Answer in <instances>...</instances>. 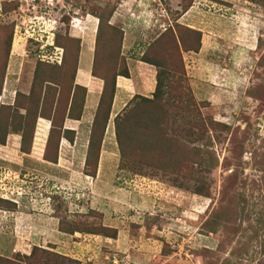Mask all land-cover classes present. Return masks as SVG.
I'll return each mask as SVG.
<instances>
[{
	"label": "rangeland",
	"instance_id": "obj_1",
	"mask_svg": "<svg viewBox=\"0 0 264 264\" xmlns=\"http://www.w3.org/2000/svg\"><path fill=\"white\" fill-rule=\"evenodd\" d=\"M98 19L95 51L102 52L96 56L95 73L109 79L122 71L123 63L128 69L124 56L152 57L162 85L156 98H134L117 114L120 127L133 122L136 139L123 143L122 160L113 146L116 168L92 197L66 185L63 191L57 184L37 187L39 192L31 196L34 180L28 176L30 182L12 190L6 183L11 174L0 162V197L13 195L20 212L32 203L40 212L43 205L57 220H50L49 229L22 221L19 247L11 258L0 256V264H264V0H0L2 86L7 77L13 89L15 81L29 88L37 55L45 53L51 60L55 55V64L62 61L68 78L74 76L80 47L74 36L83 31L84 41H91L92 50L84 49L91 53V68L92 29ZM104 25L111 45L101 40ZM138 70L130 66L129 83L139 81ZM145 70L150 74L152 68ZM58 80L51 85L53 112L61 110L55 100L65 98L68 86ZM15 93L25 94L5 93L1 104L12 102ZM0 119L12 129L8 112ZM46 120L44 144L50 126ZM8 133L14 132L5 137ZM19 142L5 159L23 165ZM33 149L31 139L28 154ZM73 197L88 198L104 219L102 213L100 218L86 214L89 208L76 212ZM9 216L0 211V228L7 232ZM59 219L63 231H99L98 225L109 222L120 233L115 229L111 241L79 230L63 232ZM73 233L75 238L68 236ZM5 241L0 234V245ZM33 246L40 251L25 258Z\"/></svg>",
	"mask_w": 264,
	"mask_h": 264
},
{
	"label": "crops",
	"instance_id": "obj_2",
	"mask_svg": "<svg viewBox=\"0 0 264 264\" xmlns=\"http://www.w3.org/2000/svg\"><path fill=\"white\" fill-rule=\"evenodd\" d=\"M85 15V14H84ZM88 15V14H86ZM85 20V16H82ZM81 18V21L83 20ZM88 18V17H87ZM115 18L113 15L110 18L112 20L111 22H115ZM91 21H89L88 24H90ZM110 25H115V23H109ZM121 23L119 22V25ZM95 25V24H94ZM122 34H126L123 28L119 27ZM72 29V28H71ZM76 30V29H74ZM92 31H95V27L93 26ZM84 31L77 35L74 36L75 38H78L80 40V47H79V53H78V58H77V66L75 69V75L73 78V83L77 84L79 86H83L85 88V96L83 100V105L81 108V113L78 119H71L66 117L63 120L62 123V129L65 130H71L73 134V139L71 142H69L67 139L61 137L57 146V158L56 162L51 163L43 160L42 158V148L44 145V142H37L39 144L38 146V151L35 153H27V154H21L23 157V165H20L19 161L11 162L6 160L5 158H10L15 149L18 147V142H19V135L18 133H8L7 136L4 139V143L0 144V162L5 165V168L7 171V186L10 187L12 190L14 188H20L22 189V183L26 184V182H30L27 180L25 177H31L34 181H31V183H27L31 185V190L29 193H31V196H35L36 192H39V188L42 186H54L57 184L60 186L63 191L67 190L66 186L68 188L73 187L75 191L83 193L84 195H87L88 197H92L96 195V192L100 190V187L105 184L104 179H108L113 171V169L116 168L115 165V160L111 154V149L115 148L117 152V148L115 145V141L112 138L113 131V118L116 114H118L128 103L129 100L134 95H139L142 97H149L153 91L154 88V79H155V69L153 66L141 62L138 59H131L130 56H124L126 59L125 64L127 63L128 69L127 70V76H121V75H116L114 78V87H113V95L109 107V112H108V118L107 122L103 131L101 143H100V150H99V156L98 160L96 163V170L95 174L93 176L86 175L83 171V159H84V153H85V148H86V142L88 138V132H89V126L93 117V113L96 107V104L98 102V98L100 95L101 87H102V82L100 79L94 77L90 73V60L89 57L91 56V53L88 54V51H85L84 49L86 47V50H92V47H89V44H91V41L87 43L88 41H84ZM82 37V38H81ZM81 38V39H80ZM17 51V49H13L12 52ZM122 56V55H121ZM124 59V60H125ZM130 63L131 65H137L139 68L138 70V75H139V81L135 82L134 84L129 83L130 81ZM150 67L152 70L150 71V74H147L149 72H144L146 71L145 69L150 70ZM14 82V81H13ZM9 79L7 77L4 78L3 81V86L0 92V104L3 103L2 97H4L3 94H12L14 91L20 90L24 93L27 92L28 90V85L26 83L25 86L18 85L17 81H15V88H14V83H9ZM139 87V91H135V87ZM10 89V90H9ZM137 89V88H136ZM8 90L10 93H8ZM11 103V101L9 102ZM110 122L112 123L110 125ZM49 122L41 117H37L35 120L34 124V130H33V135H32V145L36 139V134L39 131V137L37 139L41 140L42 137H45L46 131L48 128ZM45 139V138H44ZM114 142V143H113ZM105 149V150H103ZM20 165V166H19ZM110 167V171L108 168ZM1 168V167H0ZM9 175V176H8ZM38 176V177H37ZM10 177V178H9ZM30 179V178H28ZM21 182V183H20ZM34 184V187H33ZM66 185V186H65ZM113 186V185H112ZM29 186H27L28 188ZM39 187V188H37ZM58 189V188H57ZM59 191V189H58ZM114 192V191H113ZM112 192V193H113ZM61 193V192H60ZM22 194V193H21ZM9 195V193H8ZM24 195V194H23ZM10 197H5V198H11ZM1 198V197H0ZM33 198V197H32ZM74 198V197H73ZM75 199V198H74ZM73 199V206L76 212L78 210H81V208L86 209L89 208L90 210L96 211L97 209L94 206H91L90 200L86 198V200H79V203ZM78 200V199H77ZM75 203V204H74ZM90 204V205H89ZM122 205V204H121ZM129 206L130 201L126 203L123 206ZM117 207L120 205H116ZM33 203L30 204V209L25 210L24 212H20L17 209L14 208L12 210H5L10 216H9V228L10 231L7 232L6 230H3V228H0V234H3L5 236V241L4 245H0V256L6 257V258H11L10 256L16 252L17 248L19 247V243L16 239V236L18 234V229L22 225V221L25 220L26 223H29L31 225L37 226V228H44V229H49L48 227L51 226V222H57L56 218L50 216V214L44 209L43 205L40 206V212L39 209H37ZM126 208V207H125ZM88 209V210H89ZM33 210H37L38 214L33 213ZM4 212V210H0ZM99 213H102V211H99ZM103 219H104V214L102 213ZM3 220L0 221V223ZM7 221H5V225ZM124 221H120L119 223H123ZM118 222H116L117 224ZM54 224V223H53ZM107 227H111L117 230L116 235L118 236L120 233V230H118L117 226H114L113 224L106 223ZM4 226V225H3ZM104 226V225H103ZM7 227V226H6ZM8 228V229H9ZM14 231V232H12ZM123 231V230H122ZM58 232V231H57ZM41 235V232L39 233ZM46 234V233H45ZM68 235V234H67ZM89 236L88 234H86ZM64 236L66 234L64 233ZM71 236V238H75V233ZM91 236L98 237L96 234H91ZM16 240H12V238ZM104 239L114 241L113 238L109 237H104ZM50 242L49 240L46 242ZM51 243V242H50ZM10 244V248H6L7 245ZM53 245L55 243H52ZM60 248V247H59ZM56 249V248H55ZM56 253H59V251H54ZM28 254V253H27ZM61 255H66L61 253ZM69 256V255H68ZM70 257V256H69ZM78 260V259H77ZM135 264V263H131Z\"/></svg>",
	"mask_w": 264,
	"mask_h": 264
},
{
	"label": "trees",
	"instance_id": "obj_3",
	"mask_svg": "<svg viewBox=\"0 0 264 264\" xmlns=\"http://www.w3.org/2000/svg\"><path fill=\"white\" fill-rule=\"evenodd\" d=\"M109 16L105 18L108 19ZM99 22L100 20L98 19L96 27H95V31H94L96 34L94 38V47H93V52H92L93 60H92L91 68H90L91 75L97 78L99 75L95 73L94 63L97 57L100 58V52H102L101 49L99 50V52L95 51L96 41L100 37V35L99 37H96L97 33H99L100 31ZM108 26H111V25L109 24ZM108 26L104 25L103 27L104 31L101 32V35H103V37L101 36V40L102 42L105 41L104 42L105 44L111 45V40H109L108 36L106 35V29L108 28ZM120 37H121V33H120ZM8 50H9V46L7 47V50H5L6 52H4V56H3L1 63H4L6 61ZM78 53H79V45H77L76 47L74 64H73V69L71 71V75H74V72H75ZM138 60L153 66L154 69L159 68L157 63L154 60H152V57H144V58L140 57ZM64 69L65 67L62 61L59 64H55L54 62H50L48 60L38 59V61L34 65L31 81H30L27 92L25 94L15 93L16 95H14L11 103L0 104V114L3 115V111H6L8 112V114L11 115L12 120L9 126H12V129H14V130L12 129L7 130V124L5 122H2V120L0 119V144L4 143L5 134L9 130L19 133L21 136V142H19L20 143L19 150L22 153L27 154L29 151L36 118L42 117L45 119H49L50 126L48 130V135L45 140L44 149L42 152V158L43 160L47 162H51V163L56 162L57 146H58L59 138L63 137L67 139L69 142H71L73 139V134H74L71 130L62 129L63 120L66 117L71 118V119L79 118L80 113H81V108L83 105L84 96H85V88L83 86L74 84L73 83L74 76L68 78V75L66 73L64 74ZM121 70L122 71H117V72L115 71V73H113V75H111L109 79H107L106 77L99 76V79H102V87H101L100 95L98 98V102L96 104V107L93 113L91 123L89 126L88 138L86 142V148H85L84 159H83L82 171L86 175L93 176L95 174L100 143H101L103 131H104V128L107 122L109 107H110V103H111V99L113 95L114 78L116 75H121L124 77L127 76V70H126V66L124 65V63L122 65ZM53 74H58V76L49 79V77L52 76ZM56 78H59L58 80L59 85H63L66 83L68 84V86L67 88H65L66 92L64 91L66 94L65 98H61L60 100L58 99L55 100V106L56 105L62 106L61 110L54 109V112H53L52 110L53 108L50 105H52L54 102L53 94L55 92V88L51 87V85L56 86V84L54 83V79ZM2 79L3 78L1 77L0 92H1V87H2ZM42 83L43 84L45 83V84L41 88L40 84ZM161 85H162V81L160 80L159 72L155 70L154 88L150 95L152 98L153 97L156 98L158 90ZM59 91H60V87H59ZM137 97L142 98L143 100L147 101V97H142L139 95H134L131 98V100ZM12 109L16 111H13ZM17 110H22L23 113H19ZM118 118L119 116H117V114L113 118L114 120L113 121V131H114V139H115L119 159L122 160L123 156L121 154H122L123 143L124 142L128 143L130 140L133 142V140L136 138H135V133H133L134 129L132 127H131L132 129H130V126H133V122L130 123V126L120 127V124L115 121ZM20 121H23V123ZM39 131L40 130H38V133L36 134V139H35L36 142H34V149H33L34 151H38L37 147L39 146V144H37V142H40V140L37 139V137L40 136ZM25 141H27L26 144L22 146V144L25 143ZM138 146L140 145L138 144ZM52 197H55V195H52ZM74 200L79 203V200L77 199H74ZM14 208H15V205L13 202L0 198V210L5 211V210H12ZM86 214H94L98 216L99 218L101 217L100 216L101 213L94 211V210H90V209L87 210ZM60 222L61 220L59 219L58 228L61 231L62 228L60 227L61 225ZM98 226L100 227L99 231L92 230V229H86V228H74V227H71L69 230L67 229V231H63V230L62 231L71 233V232L79 230L81 232H87L90 234H96V235H100L104 237L112 238L115 236L114 228L107 227V226H101V225H98ZM49 247L52 248V246L50 245ZM38 248L39 247L33 246L30 249V252L27 255H23V256L25 258L33 257V255H35V250L38 251L39 249H41V248L39 249ZM54 255H58L60 258L65 259L64 256H61L56 252H54Z\"/></svg>",
	"mask_w": 264,
	"mask_h": 264
},
{
	"label": "built area",
	"instance_id": "obj_4",
	"mask_svg": "<svg viewBox=\"0 0 264 264\" xmlns=\"http://www.w3.org/2000/svg\"><path fill=\"white\" fill-rule=\"evenodd\" d=\"M46 54V53H45ZM45 54H39V59H41V60H47L46 58H44V57H48V58H50V60H48V61H50V62H55V63H58V59H56L55 58V55H53V60H51V56H49V55H45Z\"/></svg>",
	"mask_w": 264,
	"mask_h": 264
},
{
	"label": "clouds",
	"instance_id": "obj_5",
	"mask_svg": "<svg viewBox=\"0 0 264 264\" xmlns=\"http://www.w3.org/2000/svg\"><path fill=\"white\" fill-rule=\"evenodd\" d=\"M37 56H39V55H37ZM38 59H39V58H38ZM2 199L9 200V201H11V202L14 203V200H13L14 198H13V197H11V198H5V197H4V198H2ZM14 204H15V203H14Z\"/></svg>",
	"mask_w": 264,
	"mask_h": 264
}]
</instances>
